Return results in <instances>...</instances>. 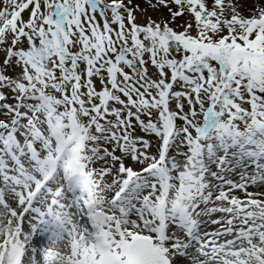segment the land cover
I'll return each mask as SVG.
<instances>
[{"label": "snow or ice", "instance_id": "snow-or-ice-1", "mask_svg": "<svg viewBox=\"0 0 264 264\" xmlns=\"http://www.w3.org/2000/svg\"><path fill=\"white\" fill-rule=\"evenodd\" d=\"M0 264H264V0H0Z\"/></svg>", "mask_w": 264, "mask_h": 264}, {"label": "rangeland", "instance_id": "rangeland-1", "mask_svg": "<svg viewBox=\"0 0 264 264\" xmlns=\"http://www.w3.org/2000/svg\"><path fill=\"white\" fill-rule=\"evenodd\" d=\"M138 16L141 17V19L138 22H143L144 16H151L153 19L167 18V12L166 10H161L159 12H156V11L149 9L147 13H138Z\"/></svg>", "mask_w": 264, "mask_h": 264}]
</instances>
